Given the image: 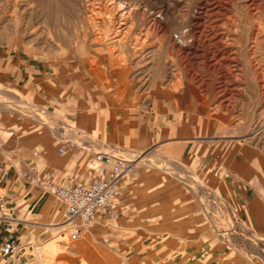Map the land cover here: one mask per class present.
Segmentation results:
<instances>
[{
    "label": "rangeland",
    "instance_id": "1",
    "mask_svg": "<svg viewBox=\"0 0 264 264\" xmlns=\"http://www.w3.org/2000/svg\"><path fill=\"white\" fill-rule=\"evenodd\" d=\"M0 162L55 224L53 185L127 166L137 214L28 264H264V0H0Z\"/></svg>",
    "mask_w": 264,
    "mask_h": 264
},
{
    "label": "crops",
    "instance_id": "2",
    "mask_svg": "<svg viewBox=\"0 0 264 264\" xmlns=\"http://www.w3.org/2000/svg\"><path fill=\"white\" fill-rule=\"evenodd\" d=\"M60 156L67 158L69 153L64 151V154ZM25 177L26 175H19L16 171L8 169L7 164L0 162V241L10 237L19 244V249L13 256L0 254V264L39 262L36 252L43 246L44 230H52L55 225L61 226L64 223L53 222L56 211L54 204L49 203L48 196L35 190L33 186L27 185ZM73 177L77 180L75 171L71 174V178ZM120 186L122 187L120 198L116 200V208L120 210L118 214L121 216L137 214L138 212L132 209L134 200L127 186L125 183ZM151 207L157 208V205ZM129 229L136 230L142 227ZM95 233L96 231L93 233L94 236Z\"/></svg>",
    "mask_w": 264,
    "mask_h": 264
},
{
    "label": "built area",
    "instance_id": "3",
    "mask_svg": "<svg viewBox=\"0 0 264 264\" xmlns=\"http://www.w3.org/2000/svg\"><path fill=\"white\" fill-rule=\"evenodd\" d=\"M126 171V164L118 162L105 172L102 179L89 183L69 180L52 186V194L60 202L66 223L74 228L71 240L78 239L84 228L95 222L98 214L114 206L120 196L121 178ZM18 249V242L10 237L0 241V254L3 256H13Z\"/></svg>",
    "mask_w": 264,
    "mask_h": 264
},
{
    "label": "bare ground",
    "instance_id": "4",
    "mask_svg": "<svg viewBox=\"0 0 264 264\" xmlns=\"http://www.w3.org/2000/svg\"><path fill=\"white\" fill-rule=\"evenodd\" d=\"M60 153H61V155H63L64 154V150H60ZM109 154V153H108ZM104 155V154H103ZM110 155V154H109ZM110 157V156H109ZM101 158L102 157H100L99 156V160H101ZM105 160V159H104ZM105 164L107 163V162H104ZM65 224L64 225H66V227H68L69 228V230L71 231V225L70 224H67L66 223V221L64 222ZM81 237V236H80ZM80 237L78 238V240L80 239ZM77 240V239H76Z\"/></svg>",
    "mask_w": 264,
    "mask_h": 264
}]
</instances>
